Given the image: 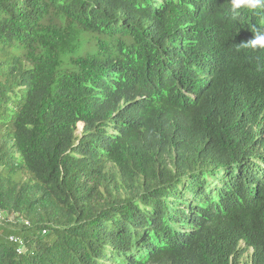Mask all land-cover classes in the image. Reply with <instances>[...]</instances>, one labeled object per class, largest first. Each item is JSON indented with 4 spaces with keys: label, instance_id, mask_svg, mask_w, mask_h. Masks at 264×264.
<instances>
[{
    "label": "trees",
    "instance_id": "1",
    "mask_svg": "<svg viewBox=\"0 0 264 264\" xmlns=\"http://www.w3.org/2000/svg\"><path fill=\"white\" fill-rule=\"evenodd\" d=\"M257 30L231 0H0V264H264Z\"/></svg>",
    "mask_w": 264,
    "mask_h": 264
},
{
    "label": "clouds",
    "instance_id": "2",
    "mask_svg": "<svg viewBox=\"0 0 264 264\" xmlns=\"http://www.w3.org/2000/svg\"><path fill=\"white\" fill-rule=\"evenodd\" d=\"M240 8H247L249 10L264 8V0H231V10L234 15ZM246 46L264 48V31L257 30L254 38L246 42Z\"/></svg>",
    "mask_w": 264,
    "mask_h": 264
},
{
    "label": "rangeland",
    "instance_id": "3",
    "mask_svg": "<svg viewBox=\"0 0 264 264\" xmlns=\"http://www.w3.org/2000/svg\"><path fill=\"white\" fill-rule=\"evenodd\" d=\"M79 129H80V126H79ZM5 218L10 219L11 217H10V216H6ZM249 253H250V252H246V253L244 254V256L242 257V261H243V262H247V261L249 260Z\"/></svg>",
    "mask_w": 264,
    "mask_h": 264
},
{
    "label": "built area",
    "instance_id": "4",
    "mask_svg": "<svg viewBox=\"0 0 264 264\" xmlns=\"http://www.w3.org/2000/svg\"><path fill=\"white\" fill-rule=\"evenodd\" d=\"M6 217V215L4 214V213H0V219H7V218H5ZM11 239L12 240H14V241H16V239H13V237H11Z\"/></svg>",
    "mask_w": 264,
    "mask_h": 264
}]
</instances>
